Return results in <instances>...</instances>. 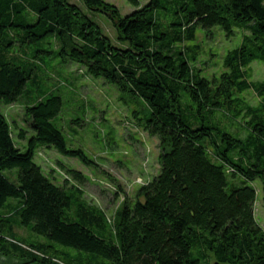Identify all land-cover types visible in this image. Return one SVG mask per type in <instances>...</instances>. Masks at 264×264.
Instances as JSON below:
<instances>
[{
    "label": "trees",
    "instance_id": "16d2710c",
    "mask_svg": "<svg viewBox=\"0 0 264 264\" xmlns=\"http://www.w3.org/2000/svg\"><path fill=\"white\" fill-rule=\"evenodd\" d=\"M82 1L88 13L70 0H0V212H8L0 218V254L22 264H264L253 185L261 183L264 199V81H251L248 71L264 63V0H127L135 10L125 16L106 0ZM90 12L111 20L119 44ZM216 27L229 39L247 33L213 84L192 66L199 45H182ZM44 57L80 64L150 111L143 125L160 139V172L113 221L87 203L81 187L56 184L36 162L46 146L96 165L69 147L58 126L61 95L30 105L32 135L19 133L24 150L14 140L2 106L28 93ZM248 90L261 98L258 106L233 97ZM219 115L246 116V135L226 128ZM61 167L85 184L83 173ZM15 226L30 236L20 237Z\"/></svg>",
    "mask_w": 264,
    "mask_h": 264
},
{
    "label": "rangeland",
    "instance_id": "374dc122",
    "mask_svg": "<svg viewBox=\"0 0 264 264\" xmlns=\"http://www.w3.org/2000/svg\"><path fill=\"white\" fill-rule=\"evenodd\" d=\"M70 1L89 12L82 0ZM106 1L116 5L124 16L135 10L127 0ZM147 2L148 0H141L142 4ZM89 16L100 24L104 33L114 43L119 44L118 32L106 15L90 12ZM246 33L237 30L236 36L229 39L218 27L213 29L210 37L200 29L195 42L182 46L199 45V56L192 66L215 84L225 71L224 57L241 44ZM51 48L58 51L59 45L55 40H52ZM13 55L20 57L19 47L14 49ZM43 59L36 80L28 85V93L19 102L2 106L12 126L14 140L24 150L27 142L19 138V133L25 131L27 137L32 135L26 120L27 108L30 105L50 93L61 95L64 106L57 118V124L65 134L69 147L83 149L96 165L87 166L77 158L66 157L56 149L46 146L38 149L36 162L56 184L64 185L65 180H68L69 188L81 187L87 203L103 210L108 219L113 221L122 204H134L139 198L140 187L160 172V139L150 134L143 125L150 111L141 99L132 95L122 96L115 84L103 78L91 77L78 63L69 60L63 62L57 57ZM248 71L251 81H264L263 62H253ZM233 97L241 99L245 105L254 107L261 102V98L252 90L235 93ZM219 119L232 132L246 135L245 129H240L248 121L246 116L241 115L238 119H233L231 116L219 115ZM62 165L83 173L85 184L82 185L68 176L62 170ZM253 185L257 192L256 219L264 229L262 186L259 181ZM7 214V211H1L0 218L4 219ZM14 232L20 237L30 236L26 229L17 226L14 227ZM69 254L78 256L73 251ZM0 263L23 262L17 257L7 259L0 254Z\"/></svg>",
    "mask_w": 264,
    "mask_h": 264
}]
</instances>
